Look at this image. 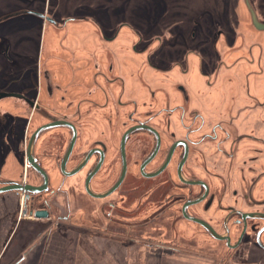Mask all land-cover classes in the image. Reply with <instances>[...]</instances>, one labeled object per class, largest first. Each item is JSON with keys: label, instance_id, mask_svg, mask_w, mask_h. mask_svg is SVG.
<instances>
[{"label": "flooded vegetation", "instance_id": "obj_1", "mask_svg": "<svg viewBox=\"0 0 264 264\" xmlns=\"http://www.w3.org/2000/svg\"><path fill=\"white\" fill-rule=\"evenodd\" d=\"M0 1V31L13 28L2 67L27 57L17 43L40 22L29 73L0 74V251L22 214L40 211L39 250L54 232L91 231L128 237L154 264L200 253L264 264V96L251 86L264 85V28L252 20L264 26V12L252 0L233 9L250 25L213 41L208 29L134 43L116 41L126 22L94 21L79 42L75 19Z\"/></svg>", "mask_w": 264, "mask_h": 264}, {"label": "rangeland", "instance_id": "obj_2", "mask_svg": "<svg viewBox=\"0 0 264 264\" xmlns=\"http://www.w3.org/2000/svg\"><path fill=\"white\" fill-rule=\"evenodd\" d=\"M30 1L27 3L21 1L17 6H30L33 4L32 2H34V8H38L39 10L48 9V12L52 14L58 22L70 17L75 19V21L68 24L84 27V30L80 29L81 31L76 34V38H78L79 42H82L81 38L88 36L93 37L92 29L93 26L95 28L94 21L97 22L98 20L101 21V26L108 27H118L121 22L128 23V25L132 27V30L123 29L116 41L127 40L126 42L129 43L140 41L139 37L142 40H146L148 37L159 34H164V37L171 41V39L173 40L176 38L174 34H176L177 37L179 36V32H181L182 35L180 39L184 41L185 36L192 30H198L204 34L205 32L208 33V31H206L208 29L209 33H211V40L213 41L218 29L231 33L230 30L234 29L238 21H241V24L243 23L247 27L250 25L246 14L242 17L235 16L233 9L237 6V1L240 0H48L47 6H44L45 0ZM252 1L260 8V11L264 12V0ZM0 5H3L2 1H0ZM238 9L239 6L236 10L238 11ZM8 10H10L9 7H3L1 13ZM212 15L217 17L215 20H217L219 27L216 28V24V26L210 30V26L209 28L208 26L205 27V21ZM12 30V27L3 28L2 32L5 33L4 35L0 31V44L6 43V41L9 40L12 35ZM177 31L178 33H174ZM6 33L9 34L7 35ZM39 35L40 22H38L33 31L22 32L19 40L21 42L17 44H19V48L21 47L20 45H22L21 49L23 52H26L24 54H26L27 57L23 58V55H20V57L16 58V56H13V59L10 58L12 61L6 62V67H2L0 62L1 75L17 73L20 70L29 73V71L24 70L29 67V58H32V54L39 42ZM52 35L56 37V41L58 40L59 42L66 43L67 33L63 34V32L55 30ZM200 38H202V36H199V39ZM86 41L87 39L84 40V42ZM14 52H16V55L21 53L16 46ZM12 66H14L13 69ZM200 254L203 256H196L195 259H189L190 262H179L176 260L177 258L173 259H175L176 262L178 261L177 263L179 264H217L214 259L219 261L217 257L213 259L205 253ZM162 260L166 261L167 259ZM173 261L174 260H169V262L167 261L166 263L169 264Z\"/></svg>", "mask_w": 264, "mask_h": 264}, {"label": "crops", "instance_id": "obj_3", "mask_svg": "<svg viewBox=\"0 0 264 264\" xmlns=\"http://www.w3.org/2000/svg\"><path fill=\"white\" fill-rule=\"evenodd\" d=\"M255 79V78H253ZM251 82V79H248ZM252 80V89H260V96H264V85H255ZM39 237L30 240V248L24 255L14 256L9 264H154L156 259L149 258L146 251L139 250L138 246L128 244V237L116 238L86 231L83 234L64 235L63 232H54L44 242L39 250ZM35 243V244H34ZM169 264L190 262L189 259L177 258Z\"/></svg>", "mask_w": 264, "mask_h": 264}, {"label": "water", "instance_id": "obj_4", "mask_svg": "<svg viewBox=\"0 0 264 264\" xmlns=\"http://www.w3.org/2000/svg\"><path fill=\"white\" fill-rule=\"evenodd\" d=\"M252 20L257 28L259 29L264 28V26L260 25L257 22L256 17L253 14H252ZM36 194L37 193H33L32 195H36ZM59 196H60V200H62L63 196L62 195ZM61 203L63 204V201H61ZM38 212L40 211H35L31 219H28L27 216L22 214L25 219L21 221V224L19 222L17 227H15L16 223H14L11 226L10 231L7 232V234L4 236L1 242L0 264H9V262L13 260L12 258L18 255L19 253L21 254V256L24 255L26 253V248L29 246L31 238L32 240H34L36 237H39V235L44 229L43 226H41L42 229H40V225H42L44 222L43 221L44 217ZM47 226H49V224ZM26 231H31V232L28 235H26Z\"/></svg>", "mask_w": 264, "mask_h": 264}]
</instances>
